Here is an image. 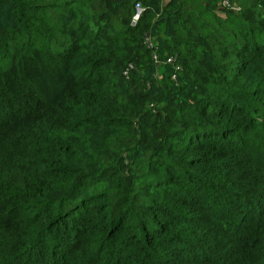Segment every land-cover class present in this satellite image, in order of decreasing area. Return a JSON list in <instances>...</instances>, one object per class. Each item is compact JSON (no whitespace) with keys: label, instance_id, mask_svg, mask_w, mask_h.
Instances as JSON below:
<instances>
[{"label":"trees","instance_id":"1","mask_svg":"<svg viewBox=\"0 0 264 264\" xmlns=\"http://www.w3.org/2000/svg\"><path fill=\"white\" fill-rule=\"evenodd\" d=\"M0 264H264V0H0Z\"/></svg>","mask_w":264,"mask_h":264},{"label":"built area","instance_id":"2","mask_svg":"<svg viewBox=\"0 0 264 264\" xmlns=\"http://www.w3.org/2000/svg\"><path fill=\"white\" fill-rule=\"evenodd\" d=\"M141 11H142V8H141L140 4L139 3L135 4V16L133 18V21L137 20Z\"/></svg>","mask_w":264,"mask_h":264}]
</instances>
